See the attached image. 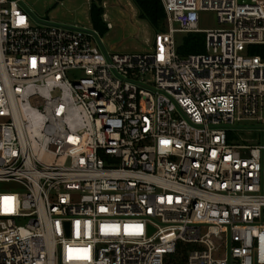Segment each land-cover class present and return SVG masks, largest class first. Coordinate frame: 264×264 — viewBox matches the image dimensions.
Returning a JSON list of instances; mask_svg holds the SVG:
<instances>
[{"label":"built area","instance_id":"2783aa9c","mask_svg":"<svg viewBox=\"0 0 264 264\" xmlns=\"http://www.w3.org/2000/svg\"><path fill=\"white\" fill-rule=\"evenodd\" d=\"M162 3L119 53L0 0V264H264V0Z\"/></svg>","mask_w":264,"mask_h":264},{"label":"rangeland","instance_id":"374dc122","mask_svg":"<svg viewBox=\"0 0 264 264\" xmlns=\"http://www.w3.org/2000/svg\"><path fill=\"white\" fill-rule=\"evenodd\" d=\"M28 11L37 19L50 20L59 25L94 28L103 38L108 50L119 53L146 52L153 46L156 32H166L167 28L155 30L148 21L139 18V10L133 0H106L105 12L114 23L112 29L106 25L95 26L90 12L91 0H24ZM174 24V27H178ZM200 33H177V52L180 56L205 53L206 31L227 27L218 21L213 11H201L198 24ZM113 46L116 48L113 49ZM237 137V136H236ZM12 183H1L0 189H14Z\"/></svg>","mask_w":264,"mask_h":264},{"label":"trees","instance_id":"16d2710c","mask_svg":"<svg viewBox=\"0 0 264 264\" xmlns=\"http://www.w3.org/2000/svg\"><path fill=\"white\" fill-rule=\"evenodd\" d=\"M106 0H91L90 12L95 26L106 25L103 20ZM139 10V18L146 20L155 30H162L165 27V9L162 0H133Z\"/></svg>","mask_w":264,"mask_h":264},{"label":"crops","instance_id":"0c3cea01","mask_svg":"<svg viewBox=\"0 0 264 264\" xmlns=\"http://www.w3.org/2000/svg\"><path fill=\"white\" fill-rule=\"evenodd\" d=\"M116 48V46H113V49Z\"/></svg>","mask_w":264,"mask_h":264},{"label":"water","instance_id":"95a60500","mask_svg":"<svg viewBox=\"0 0 264 264\" xmlns=\"http://www.w3.org/2000/svg\"><path fill=\"white\" fill-rule=\"evenodd\" d=\"M66 225L68 226V225H69V223H66Z\"/></svg>","mask_w":264,"mask_h":264}]
</instances>
